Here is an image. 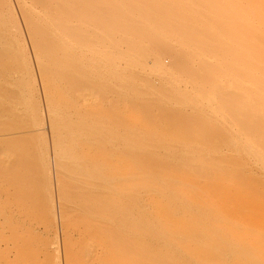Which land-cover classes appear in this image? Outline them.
I'll return each mask as SVG.
<instances>
[{"label": "bare ground", "instance_id": "bare-ground-1", "mask_svg": "<svg viewBox=\"0 0 264 264\" xmlns=\"http://www.w3.org/2000/svg\"><path fill=\"white\" fill-rule=\"evenodd\" d=\"M0 6V40L33 45L48 118L0 137L49 132L73 208L0 219V264H264V0Z\"/></svg>", "mask_w": 264, "mask_h": 264}, {"label": "rangeland", "instance_id": "rangeland-1", "mask_svg": "<svg viewBox=\"0 0 264 264\" xmlns=\"http://www.w3.org/2000/svg\"><path fill=\"white\" fill-rule=\"evenodd\" d=\"M4 1L5 0H1V5ZM32 46L30 42L24 40H0V133H4L6 130V132L9 133L10 129L12 130V128H15L17 131L15 133L22 132L25 134L26 131L20 130L21 128L18 131L17 128L26 126L32 129H40L44 127V124L48 121L45 115L46 106L43 104L41 90L39 88V91H36V89L33 88L36 82L39 81V77L37 74L36 55ZM26 83L27 86H25ZM34 104L41 107L39 108L41 112L38 113L39 110L36 111L33 109ZM25 110L28 112H25ZM25 130H27V128ZM13 131L15 130H12L10 133H14ZM41 132L39 135L33 136V138L31 136L29 141L26 139L29 136L21 133L23 135L22 137L27 140H24L25 142L22 141V139H13L14 137L12 139L3 137L5 140L0 137V219L43 220L53 214V208H63L61 210L66 216L70 215L73 210L71 206L66 204V201L61 196L57 197L56 192L60 178L54 171V163H51L46 155H44L47 153L48 148L51 147V142L48 138L49 132H47L48 135L45 134L44 131ZM21 134L19 133V136ZM13 233L14 232L10 235L12 236ZM14 234L20 235V233ZM34 234L33 236H35ZM43 235L40 238L38 237L40 239L38 242L42 240L41 238L44 237ZM15 236L17 237V235ZM15 236L14 239L16 240L17 238H15ZM24 237L25 235L23 238ZM27 237H25L26 240H28L27 245H29L30 242H34V240H32V242L31 239H27ZM23 238L22 235H20V240L18 237V243H20ZM34 238L35 237L32 239ZM46 239H49V237ZM50 239L52 240L53 236L52 238L50 237ZM58 239L59 241L62 240L60 236ZM22 242L24 245L27 241ZM41 242L37 243L39 247L40 244H42ZM59 243H62V241ZM27 245H24L23 248L26 249ZM31 245L32 244L29 245V248H31L30 250H32L33 247V245L32 247ZM35 246L34 248H39L36 244ZM19 247L22 248L21 243ZM24 249L22 250L23 252H25ZM28 251L29 249L25 253H28ZM36 251H33V253L31 251L29 252L35 256L34 253H36ZM12 252H15L13 248L10 252L11 258L13 257V254L11 255ZM60 253H58L60 254L58 255L60 256L59 258H57L58 256L55 255V253L53 255L51 254V256H53V258L56 256L59 261H64V259H62L63 250H61ZM33 255H30L31 258H29L33 259ZM41 255L43 256L42 253H40L39 256L42 257ZM21 258L24 259V257ZM36 258H34V263L39 259ZM44 258L45 257H43V259ZM27 260L29 261L28 258ZM63 263L65 264V262Z\"/></svg>", "mask_w": 264, "mask_h": 264}]
</instances>
